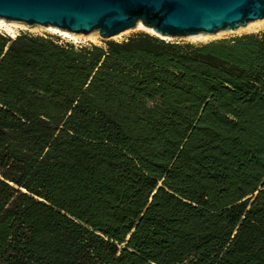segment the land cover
Returning a JSON list of instances; mask_svg holds the SVG:
<instances>
[{
	"label": "trees",
	"instance_id": "1",
	"mask_svg": "<svg viewBox=\"0 0 264 264\" xmlns=\"http://www.w3.org/2000/svg\"><path fill=\"white\" fill-rule=\"evenodd\" d=\"M160 39L0 31V264H264V29Z\"/></svg>",
	"mask_w": 264,
	"mask_h": 264
},
{
	"label": "water",
	"instance_id": "2",
	"mask_svg": "<svg viewBox=\"0 0 264 264\" xmlns=\"http://www.w3.org/2000/svg\"><path fill=\"white\" fill-rule=\"evenodd\" d=\"M264 17V0H0V19L109 37L137 21L159 34L233 30Z\"/></svg>",
	"mask_w": 264,
	"mask_h": 264
},
{
	"label": "rangeland",
	"instance_id": "3",
	"mask_svg": "<svg viewBox=\"0 0 264 264\" xmlns=\"http://www.w3.org/2000/svg\"><path fill=\"white\" fill-rule=\"evenodd\" d=\"M13 29L15 31L14 32L15 34L19 31H28L31 33H36V34H50V35L59 37L63 42H66L69 44H75V45L81 44V45H87V46L91 44H96L98 46L108 47L114 44H122V43H129L131 45H135L141 42L142 40H146V39L158 40V41L161 40L159 37L146 32L144 29L142 30V28H135V26L126 28L109 37H102L99 35L98 31H96V32L90 33L89 34L90 36L89 35L87 36L78 35L75 39L61 37L55 33L49 32L42 26L23 27V26L17 25V26H13ZM262 29H264V17L260 19L252 20L248 22L247 24L240 26L237 29L220 30L215 33H209L207 36L201 37V38H191L188 36H172L170 39H165L164 41L178 40V41H188V42H206V41L216 39V38L232 37L235 35H240L242 33L258 31ZM0 31L6 32L3 28H1Z\"/></svg>",
	"mask_w": 264,
	"mask_h": 264
},
{
	"label": "bare ground",
	"instance_id": "4",
	"mask_svg": "<svg viewBox=\"0 0 264 264\" xmlns=\"http://www.w3.org/2000/svg\"><path fill=\"white\" fill-rule=\"evenodd\" d=\"M260 19V18H258ZM250 22V21H249ZM23 26V27H34V26H42L43 28H45L46 30H48L51 33H55L61 37L64 38H69V39H75L78 35H83V36H87L92 32H96L98 30H92L91 32L88 33H82V32H74V31H70L66 28H62L59 27L57 25L54 24H28L22 20H15V19H0V29L3 28L7 33L14 35L15 31L13 29V26ZM135 28H142V30L144 29L146 32L153 34L159 38L162 39H170L172 36L170 35H163V34H159L156 31L153 30V28H150L148 26H145L141 23V21H137L135 24ZM239 28V27H238ZM209 33H204V32H197V33H193L190 35H187L188 37L191 38H201V37H205L207 36ZM90 36V35H89Z\"/></svg>",
	"mask_w": 264,
	"mask_h": 264
}]
</instances>
